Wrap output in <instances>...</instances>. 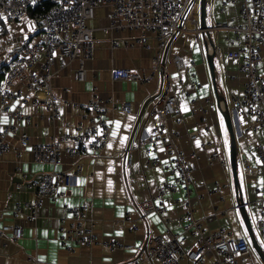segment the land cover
<instances>
[{
  "label": "crops",
  "instance_id": "obj_1",
  "mask_svg": "<svg viewBox=\"0 0 264 264\" xmlns=\"http://www.w3.org/2000/svg\"><path fill=\"white\" fill-rule=\"evenodd\" d=\"M205 8L207 26H211L215 21L229 24L240 22L236 5H228L225 12L221 13L219 0H206ZM108 15V8L98 7L89 25L95 28L106 25ZM37 19L38 17L32 18L26 13L17 21H9L0 15V65L5 66L16 58L24 43L39 39ZM198 24L200 25L199 15ZM194 28L189 20L183 19L182 30L177 31L169 39L162 53V65L159 70L155 72L153 79L144 83L113 80L111 70L115 67H127L149 73L156 52L154 35L145 33L147 48L142 46L125 48L120 44L117 49H112L111 37L122 41L139 33L126 30L105 34L101 30H95L94 54L92 59L86 62L84 81L76 79V60L69 62L62 57H57L55 60L53 67L56 74L52 78V86L58 97L57 120L47 117L46 106L41 101L19 105L18 100L15 99L9 103L10 108L17 106L20 111L35 119L36 125L24 121L16 122L15 125L18 132L26 131L31 137V142L38 143L50 141L63 132H80L88 123L84 115L87 112V104L92 98L93 89H96L99 98L103 101L107 97H112L118 107L113 109L110 104L105 105V118L110 123V132L107 143L99 154L91 149H84L77 160L66 158L63 164L54 167L71 175L67 196L56 201L44 198L35 219L28 217L29 210L25 208L17 218H14L13 209L17 202L34 198L30 181L53 167L33 162L30 148L20 149L17 135H8L10 149L0 155V227L5 223L18 222L22 227V236L18 240H12L8 232L0 235V264H35V262L121 264L134 259L153 236L165 235L167 231L173 233L182 231L179 218L188 211L186 203L182 201V189L163 197L162 201L167 205L165 215L154 213L143 215L140 210V203L156 193L157 183L174 179L170 160L162 145L152 149L138 144L140 137L153 135L159 124V117L152 113V110L157 105L164 82L163 69L170 76L172 90L181 111L179 119H169L168 130L179 150L187 155L192 151L197 153V159L193 162L195 166V171L192 173L193 193L189 201L194 210V217L211 213L213 207H216L217 211H222L216 219L207 224L208 228L215 230L220 226L230 231L233 237H245L250 250L246 261L242 264H263L251 246L239 212L229 161L231 137L222 113L226 109L229 110L235 139L234 152L241 196L263 254L264 240L258 235V221L264 218V165L259 161L254 145L258 142L264 144V139L261 132L249 129L253 122L249 116L243 112H236L231 107V95L242 91L244 84V78L238 70L240 61H220L215 58V82H213L207 63L208 48L204 46L201 33L196 34ZM210 35L214 46L222 52L231 50L236 45L234 42L226 43L225 37H232L229 32L221 30ZM175 55L184 57L186 70L176 71L173 64ZM42 59L41 57L40 60ZM193 82L197 84L195 88L191 87ZM18 88L27 93L24 85H19ZM186 91L189 93L187 94ZM36 96L42 97L43 93L34 94L33 98ZM148 99L150 100L137 124L138 115ZM208 102L220 104V110L207 109ZM121 103L128 104L129 112L122 110ZM203 109H207L206 112L203 113ZM40 114L46 115L45 118L39 120ZM9 120L5 113H0V129ZM192 131L198 134L194 139L188 137ZM207 141H214L217 144L220 156L226 162L224 166L208 164L209 150L201 148V144ZM109 144L112 147H108ZM16 151L20 153L18 161ZM126 151L132 154L130 166L126 163ZM245 158L256 170L253 175H248L243 170ZM152 162L155 163L151 164ZM75 163L81 166L79 172L75 171ZM16 164L19 165L18 170ZM215 180L227 183V188L222 189L219 194L210 195L206 191L213 187ZM15 183H20V187L16 188ZM175 199L180 201L175 202ZM83 203L86 207V224L93 222L94 232L103 241H118L132 245V248L110 251L105 244H99L76 246L73 251H67L60 237L70 223L69 208ZM165 217L169 219L168 224L163 222ZM190 241L192 239L188 237L185 244L189 245ZM201 264H212V261L206 258Z\"/></svg>",
  "mask_w": 264,
  "mask_h": 264
},
{
  "label": "built area",
  "instance_id": "obj_2",
  "mask_svg": "<svg viewBox=\"0 0 264 264\" xmlns=\"http://www.w3.org/2000/svg\"><path fill=\"white\" fill-rule=\"evenodd\" d=\"M44 0H3L0 3V15L9 21L21 19L33 4ZM194 0H54L53 4L45 9L37 19V32L39 39L35 42H26L20 48L19 55L10 60L5 66L0 65V113H5L10 119L0 130V155L9 151V134L18 137L20 149L30 148L32 161L50 165V171L43 172L38 178L30 181L34 198L29 201H19L13 209V216L22 212L23 208L29 210L28 217L35 219L37 210L44 198L52 201L63 199L67 196L71 185V175L54 167L64 163L66 158L77 160L84 149H91L99 154L105 147L109 138L110 123L105 118V105L111 108L118 106L112 97L101 100L93 89V95L87 104V112L84 118L87 125L78 133L63 132L56 138L47 142H31V137L26 131H17L16 122L24 121L27 124L36 125L35 119L25 114L16 106L10 108L12 100H18V104L43 102L47 109V117L52 120L59 118L58 97L53 91L52 78L56 74L53 65L57 57H62L71 62L76 60V79L84 81L86 78V62L91 60L94 54L95 30H101L105 34L121 31H137L139 34L124 38L119 41L115 37L110 38V46L117 49L120 44L125 48L142 46L147 48L145 33L153 34L156 39V52L152 58L153 64L149 73L134 70L127 67H115L111 70L113 80H132L140 83L153 79L161 64L162 53L169 39L182 30V21L185 18L192 23L194 32L199 34L203 29L198 24L199 7L194 9ZM219 11L224 13L230 4L236 5V11L240 22L229 24L228 22L215 21L207 26L209 33L221 30L229 32L232 37L226 36V43L234 42L236 45L231 50L222 52L213 46L215 58L220 61L238 60V70L244 78L242 91L231 95V107L236 112H243L252 119L249 129L259 131L264 139V0H219ZM100 6L109 10L107 24L101 27H92L89 21L95 17L96 9ZM198 10V11H197ZM198 36V35H197ZM198 40L199 36H198ZM211 51V46L207 44ZM55 53V55H53ZM43 58L42 61L40 58ZM173 64L176 71L187 69L184 57L175 55ZM164 82L157 99V105L152 113L159 117V124L153 135H144L139 138V146H149L152 149L162 145L170 160L174 172V179L164 180L155 185L156 193L140 203L143 215H165L167 205L162 201L166 194H174L179 189L183 190V199L188 207L184 216L179 218L182 223V231L173 233L167 231L165 235L153 236L149 243L135 256L134 259L121 264H143L156 262L159 264H201L204 260L211 259L212 264H242L246 261L250 246L245 237H233L230 231L223 227L210 230L208 223L216 219L222 211L216 207L209 214L194 217L190 198L193 193L192 173L195 171L194 161L197 153L192 151L188 155L179 150L171 132H169V119H179L181 111L178 108L177 97L172 90L170 76L163 69ZM24 85L27 93L19 89ZM197 84L192 83V88ZM43 93V96L34 94ZM188 94L189 91H186ZM121 108L129 112L127 103H121ZM207 109L220 110V104L208 102ZM207 109H203V113ZM46 116V115H45ZM38 115V119L45 118ZM198 136L196 131L188 134L190 139ZM203 150H209L208 164L224 166L225 160L220 156L219 148L214 141L201 144ZM259 161L264 165V144L258 142L254 145ZM20 157L19 151L15 153ZM126 163H132V154L125 152ZM152 162L151 164H154ZM16 169L19 165L16 164ZM81 166L75 163V171L79 172ZM243 170L248 175H253L256 170L249 160L243 159ZM19 188L20 183H15ZM227 188V183L214 181L213 187L206 193L219 194ZM202 195H199L201 197ZM179 202V199H175ZM159 202V203H158ZM85 205L79 204L69 208L71 213L70 223L65 233L60 237L61 243L67 251H73L76 246H92L105 244L109 250H128L132 245L118 241H103L93 230V222L86 224ZM264 209V208H263ZM165 224L169 223L167 217L163 218ZM258 235L264 240V218L258 221ZM10 233L12 240H18L22 236V227L18 222L5 223L0 227L2 233ZM188 237L192 239L186 245ZM35 264H39L35 262Z\"/></svg>",
  "mask_w": 264,
  "mask_h": 264
},
{
  "label": "water",
  "instance_id": "obj_3",
  "mask_svg": "<svg viewBox=\"0 0 264 264\" xmlns=\"http://www.w3.org/2000/svg\"><path fill=\"white\" fill-rule=\"evenodd\" d=\"M205 4H206V0H199V20H200V27L203 29V31L201 32V37H202V41L204 43L205 48L207 49V44H209L211 46V51H207L206 55H207V63H208V67L210 70V74L212 77L213 82H215V53L213 51V40L211 38V35L209 33V31H207V25L205 23V13H206V8H205ZM150 99H148L147 101L144 102L143 107L138 115L137 118V124L140 120V118L142 117V114L145 110V107L148 103ZM222 116L225 120V123L227 125V128L229 130L230 133V137H231V148H230V168H231V172H232V179H233V185L235 187V191L237 193V201H238V208H239V212L241 215V218L243 220V223L245 225L248 237L250 239V243L251 246L253 247V249L255 250V252L257 253V255L259 256L260 260L263 262L264 264V254L263 251L255 237L254 231L252 229V226L250 224L249 221V217L245 208V204L243 201V198L241 196V191H240V185H239V179H238V172H237V166H236V159H235V152H234V134H233V130L231 127V118H230V114H229V110L226 109V111H224L222 113Z\"/></svg>",
  "mask_w": 264,
  "mask_h": 264
},
{
  "label": "trees",
  "instance_id": "obj_4",
  "mask_svg": "<svg viewBox=\"0 0 264 264\" xmlns=\"http://www.w3.org/2000/svg\"><path fill=\"white\" fill-rule=\"evenodd\" d=\"M3 0H0V3ZM54 0H44L41 3H37V4H33L32 6L29 7V9L27 10V14L32 17V18H36L39 17V15L48 7H50L53 4Z\"/></svg>",
  "mask_w": 264,
  "mask_h": 264
},
{
  "label": "snow or ice",
  "instance_id": "obj_5",
  "mask_svg": "<svg viewBox=\"0 0 264 264\" xmlns=\"http://www.w3.org/2000/svg\"><path fill=\"white\" fill-rule=\"evenodd\" d=\"M53 55H55V53H53ZM185 110H187V109H185ZM5 122H6V120H5ZM117 127H119V124L117 123ZM0 130H2V129H0ZM113 135H115V133H113ZM125 139H126V137H125ZM122 143H123V141H122ZM197 144H199V142H197ZM225 144H227V140H225ZM108 147H112V145L111 144H109L108 145ZM109 183H111V182H109ZM159 203V202H158ZM120 233H117V235H119Z\"/></svg>",
  "mask_w": 264,
  "mask_h": 264
},
{
  "label": "rangeland",
  "instance_id": "obj_6",
  "mask_svg": "<svg viewBox=\"0 0 264 264\" xmlns=\"http://www.w3.org/2000/svg\"><path fill=\"white\" fill-rule=\"evenodd\" d=\"M198 1H199V0H198ZM198 1H197V0L193 1V5H192V7H193L194 9H197V8H198Z\"/></svg>",
  "mask_w": 264,
  "mask_h": 264
}]
</instances>
